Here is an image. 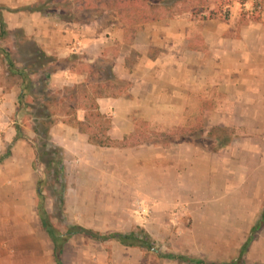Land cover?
Segmentation results:
<instances>
[{"label":"rangeland","instance_id":"1","mask_svg":"<svg viewBox=\"0 0 264 264\" xmlns=\"http://www.w3.org/2000/svg\"><path fill=\"white\" fill-rule=\"evenodd\" d=\"M163 1L166 7L148 9L147 17L181 14L191 8L208 10L206 16L213 13L224 21L234 15L240 17L239 21L260 15L248 12L251 0ZM151 2L158 4L155 0ZM131 10L118 8L114 13L132 21L136 17ZM27 44L19 31H12L0 40V46L9 49L19 62L28 58ZM0 81L5 86L14 82L6 76L5 68H0ZM210 100L206 99L205 108L197 109L195 103L188 110V118L184 113L179 116L183 119L179 123L136 122L135 134L125 139L124 145L147 142L174 147L173 153L183 145L189 151L182 153L179 165L166 167L154 197H134L130 204L90 202L91 189H95L98 199H103L101 194L106 191V182L100 178L101 166L110 163L105 150L86 149L89 142L85 126L54 125L48 142L56 147L57 157L61 159L62 185L53 181L44 188L51 221L61 231L79 225L104 235L141 227L161 253L216 264L230 263L238 257L240 264H264V221L260 222L264 206V156L251 155L244 133L237 134L236 139L228 126L221 131L213 124ZM65 109L67 106L56 104L50 110L56 112L53 117L62 120L68 118ZM16 124L20 125L23 138L22 144L13 149L11 136ZM31 129L32 120L27 114L16 118L10 112L0 123V156L7 154L0 161V260L5 253H12L18 263L55 264L52 242L41 228L35 208V181L44 164L36 162V140ZM175 162L178 159H173ZM95 176L99 177L97 181L93 179ZM51 179L49 176L48 181ZM61 259L62 264H113L114 261L189 264L157 258L139 247L124 246L114 238L100 240L85 234L68 239Z\"/></svg>","mask_w":264,"mask_h":264},{"label":"crops","instance_id":"2","mask_svg":"<svg viewBox=\"0 0 264 264\" xmlns=\"http://www.w3.org/2000/svg\"><path fill=\"white\" fill-rule=\"evenodd\" d=\"M38 1L0 0L8 33L19 31L25 42L32 41L46 53L67 61L49 76L51 89L85 85L107 93L96 100L99 111L109 119L107 135L111 139L134 135L137 121L152 125L182 122L179 116L184 113L188 118L190 107L196 103L197 109L205 108L206 99L211 98L213 124L228 126L236 139L244 133L251 155L264 156V10L253 20L239 21L234 15L224 21L207 17L208 10L195 14L191 8L135 23L115 14L118 8H114L89 22H78L61 19L52 2L42 10L28 9ZM102 59L111 64L113 78L97 84L94 80L100 73H92L90 68ZM0 68L14 81L6 86L0 83L1 123L10 112L16 118L20 115L21 82L9 74L4 61ZM79 101L82 106L76 109V118L84 120L86 101ZM54 125L64 126V122L57 120L51 128ZM15 135L16 131L11 136L13 149L22 144V138L14 140ZM86 145V149L102 148L110 161L101 166L100 178L106 182L103 199L91 189L90 202L110 205L130 204L139 196L154 197L166 167L179 165L182 153L189 151L179 145L173 153L174 147L147 142ZM173 159L178 162L173 163ZM13 259L12 253H5L0 264H23Z\"/></svg>","mask_w":264,"mask_h":264},{"label":"trees","instance_id":"3","mask_svg":"<svg viewBox=\"0 0 264 264\" xmlns=\"http://www.w3.org/2000/svg\"><path fill=\"white\" fill-rule=\"evenodd\" d=\"M151 1L152 0H40L37 4L29 6L28 9L42 10L43 8L51 6L48 3L52 2L55 3L54 6L59 8L58 14L64 21L89 22L100 16L104 10L126 7L131 8L132 15L136 17L134 20L132 19V21L140 23L160 18L159 15L147 17L146 13H148V9L158 10L166 7V5H164L165 1L163 0H155L158 4L152 3ZM262 4L264 7V0H262ZM199 12L200 9L193 10L195 14ZM213 16V13H210L207 17ZM6 35H8V31L0 14V40L4 39ZM27 42L28 58L25 62H19L10 51L2 46H0V58L5 62L9 74L20 79L21 92L18 96V112L20 115L27 114L32 120V130L36 140V143H34L36 162L44 164L43 170L38 174L35 182V208L40 226L52 242V255L55 264H62L61 252L63 245L75 234H85L100 240L114 238L122 245L139 247L146 252L154 254L157 258L176 259L180 262L189 264H216L208 263L198 258L175 255L172 253H161L159 248L156 247L151 240L150 234L141 227H134L125 232H115L104 235L79 225H73L68 227L66 231H61L51 221L45 205L46 196L44 188L47 183H53V181L59 182L60 185H62L61 159L57 157L58 151L56 147L53 148L48 142L49 130L58 120L56 117H53L56 112L51 111V107L56 104L67 106V109L63 112L68 118L62 119L61 121L78 128L85 126L87 129L85 132L88 135V142L93 145H123L126 138L114 140L107 135L109 119L99 111L96 100L98 97L105 96L107 93L102 92L94 86L87 88L85 85L78 88H64L61 90L51 89L48 86L49 76L56 71L62 63H66L67 61L60 60L54 55L46 53L40 46L32 41ZM110 70L111 64L103 59L96 61L94 66L90 68V72L100 73L95 80L93 79L95 83H101L113 78ZM115 94H118V92ZM79 98H83L86 101V103L83 104L85 110L84 120H78L75 114L78 106H82ZM92 124H94V128L91 127ZM15 129L16 135L14 140L23 138L20 125L16 124ZM223 129V127L219 128L221 131ZM5 156H7V154L1 155L0 161H2ZM36 162L33 164V168H36ZM49 176H52L50 181H48ZM263 221L264 206L260 222L262 223ZM144 261L142 264H145ZM223 264H240V257L230 263Z\"/></svg>","mask_w":264,"mask_h":264},{"label":"built area","instance_id":"4","mask_svg":"<svg viewBox=\"0 0 264 264\" xmlns=\"http://www.w3.org/2000/svg\"><path fill=\"white\" fill-rule=\"evenodd\" d=\"M250 14L257 13L262 14L263 13V4L262 0H251V7L247 9Z\"/></svg>","mask_w":264,"mask_h":264}]
</instances>
